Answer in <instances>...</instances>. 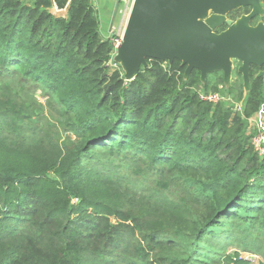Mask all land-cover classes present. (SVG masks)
I'll list each match as a JSON object with an SVG mask.
<instances>
[{
  "label": "trees",
  "instance_id": "1",
  "mask_svg": "<svg viewBox=\"0 0 264 264\" xmlns=\"http://www.w3.org/2000/svg\"><path fill=\"white\" fill-rule=\"evenodd\" d=\"M112 53L93 0H0V82L19 80L44 90L79 139L74 169L59 167L48 158L51 149L42 151L38 127L28 124L12 98L0 95V264H158L147 251L134 261L118 258L127 254L126 233L109 218L138 220L139 209L121 208L139 188L101 161L92 163L94 153L105 162L125 154L176 180L203 204L200 215L184 201L162 204L167 220L147 228L148 250L180 245L186 255L181 264H207L193 260L200 252L215 261L211 242L227 232L210 230L224 220L264 219V157L247 133L248 119L264 105L263 80L256 77L262 69L251 66L249 91L237 112L199 98L197 88L206 89L210 75L201 83L193 70L185 80L179 61L148 60L127 82ZM214 74L223 83L222 74ZM236 75L241 82L229 94L241 100ZM115 186L127 194H108ZM192 250L197 255L191 257ZM236 257L231 264H248Z\"/></svg>",
  "mask_w": 264,
  "mask_h": 264
},
{
  "label": "rangeland",
  "instance_id": "2",
  "mask_svg": "<svg viewBox=\"0 0 264 264\" xmlns=\"http://www.w3.org/2000/svg\"><path fill=\"white\" fill-rule=\"evenodd\" d=\"M96 1L95 10L99 20L100 34L106 36L112 23V26L117 29L116 32L120 33L121 30L123 31L128 17L121 18L117 13L114 21H112L114 4L116 2L114 0ZM53 11L59 13L55 10ZM60 14L64 15V12ZM256 22L264 23L262 17H259ZM233 66L229 87H237L241 82L240 77L236 75L238 64L235 62ZM34 87L33 85L29 87L25 86L19 80L6 82V84L0 82V95L12 98L18 109L28 118V124L33 123L38 127L37 139L40 142L42 151L51 149V154H48V158L53 159L52 162H56L55 164L59 167L74 169V155L79 139L70 126L72 125L71 121L60 114L58 107L53 104L48 93ZM229 87L226 88L220 81V75L213 74L208 77L207 88L205 89L200 86L197 88V92L207 94L222 93L227 100L223 104L228 107L232 106L233 110L237 107L242 108L246 92L243 89L242 99L237 100L236 94H229ZM260 110L264 111V105ZM247 125V132L252 137L254 132L249 128L250 124L248 122ZM88 158L91 159L92 163L101 161L113 173L118 172L126 175L128 179L132 178L139 188L138 193H131L123 199L124 206L121 208L124 213H129L130 211L132 213L133 210L139 209L138 220L132 224L130 220L122 222L115 217L109 218L110 224L114 228L126 233L121 239L124 246L128 249L127 254L126 256L118 254V258L121 260L125 257L126 261H134L138 255L147 251L149 252L148 260L156 259L158 264H181L185 261L186 255L180 245L154 244L152 245L154 251L148 250L146 245L149 233L146 234V231L147 228L161 223L162 220H167L163 218L165 215L161 207L162 204L181 205L182 201H184L187 207L192 212H195L196 215H200L203 212V204L194 199L195 196L191 195L189 190L176 180H170L169 177L161 176L159 172L155 173V171H151L145 168V166L135 165L130 159H126L125 154L115 156L109 162H105V156L98 153H94L92 157L89 156ZM84 163L86 165L89 164L86 161ZM198 191L199 193L202 191L200 187ZM108 194L115 196L127 193L124 192L123 188L120 189V187L115 186L114 191L109 189ZM73 202H76V200L74 199ZM246 221L248 222L224 220L218 227L211 229L210 231L217 234L227 232L226 237H220L211 242L214 250L209 257L214 258L215 261L209 262L204 260L203 252H200L198 257L193 260L204 261L207 264H231L229 258L236 259L238 254L248 264H264V219L257 218ZM116 241H120L119 237L116 238ZM195 245L202 247L203 243H195ZM111 249L110 247L106 248V255L108 257L115 255V252ZM197 253L192 250L191 257L197 255Z\"/></svg>",
  "mask_w": 264,
  "mask_h": 264
},
{
  "label": "water",
  "instance_id": "3",
  "mask_svg": "<svg viewBox=\"0 0 264 264\" xmlns=\"http://www.w3.org/2000/svg\"><path fill=\"white\" fill-rule=\"evenodd\" d=\"M118 7L115 3L112 21ZM240 8H250L249 14L234 22L226 19ZM255 17H264L261 0H134L113 62L127 82L147 67L148 60L169 65L179 61L185 80L193 70L200 73L201 83L221 73L226 88L236 62L247 93L251 66L262 69L256 77L264 85V23L251 25ZM223 25L227 28L216 33Z\"/></svg>",
  "mask_w": 264,
  "mask_h": 264
},
{
  "label": "built area",
  "instance_id": "4",
  "mask_svg": "<svg viewBox=\"0 0 264 264\" xmlns=\"http://www.w3.org/2000/svg\"><path fill=\"white\" fill-rule=\"evenodd\" d=\"M114 1L119 4L117 13L121 16V18L123 17L127 18L132 9L134 0H114ZM116 31L117 29L111 25L108 38L110 39L113 45L112 61L116 53L117 47L122 43V36H123L122 30L120 33ZM113 66L116 65L114 64ZM198 95L202 101L209 102L214 105L220 102L227 101L224 95L219 92L210 93V94L198 92ZM260 109L255 115H253L248 119V123L250 124V129L254 132V135L250 139L252 149L260 158H262L264 157V111ZM234 111L241 112V108L237 107Z\"/></svg>",
  "mask_w": 264,
  "mask_h": 264
},
{
  "label": "flooded vegetation",
  "instance_id": "5",
  "mask_svg": "<svg viewBox=\"0 0 264 264\" xmlns=\"http://www.w3.org/2000/svg\"><path fill=\"white\" fill-rule=\"evenodd\" d=\"M242 9H244V8H241V9H239V10H236V12L234 11V12H230L227 16H226V19L227 20H231L232 22H234L237 18H239L240 16H242V15H247V14H249V12H250V8H248V12L247 13H244V10H242ZM259 17H255V18H253L252 20H251V22H250V24L251 25H255V24H253L257 19H258ZM263 19V21H264V17L262 18ZM227 27H226V25H223L221 28H219V29H217L215 32L216 33H220L221 31H223V30H225ZM222 80H223V75H222ZM224 84V83H223ZM225 86V85H224Z\"/></svg>",
  "mask_w": 264,
  "mask_h": 264
},
{
  "label": "crops",
  "instance_id": "6",
  "mask_svg": "<svg viewBox=\"0 0 264 264\" xmlns=\"http://www.w3.org/2000/svg\"><path fill=\"white\" fill-rule=\"evenodd\" d=\"M96 3H97V1H96V0H93V5H94V7H95ZM114 5H115V4H114ZM119 23H120V21H119ZM110 27H111V25L109 26L108 34H107L106 36H104L105 38L109 36ZM249 128H250V127H249ZM249 130H250V129H249ZM247 133H248V132H247Z\"/></svg>",
  "mask_w": 264,
  "mask_h": 264
}]
</instances>
